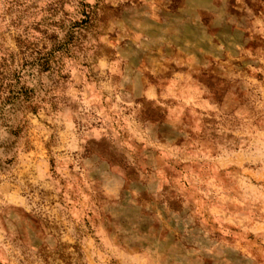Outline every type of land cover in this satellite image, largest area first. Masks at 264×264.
Instances as JSON below:
<instances>
[{"label":"clouds","instance_id":"obj_1","mask_svg":"<svg viewBox=\"0 0 264 264\" xmlns=\"http://www.w3.org/2000/svg\"><path fill=\"white\" fill-rule=\"evenodd\" d=\"M0 264H264V0H0Z\"/></svg>","mask_w":264,"mask_h":264}]
</instances>
